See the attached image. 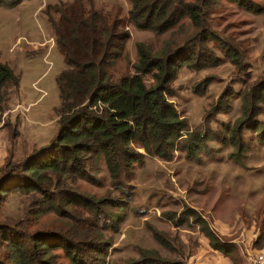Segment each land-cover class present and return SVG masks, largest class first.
Instances as JSON below:
<instances>
[{
  "label": "rangeland",
  "instance_id": "obj_1",
  "mask_svg": "<svg viewBox=\"0 0 264 264\" xmlns=\"http://www.w3.org/2000/svg\"><path fill=\"white\" fill-rule=\"evenodd\" d=\"M57 1L23 0L15 7H0V62L20 74L19 88L9 94L0 118V168L8 161L22 162L56 134V109L60 104L57 76L65 64L44 8ZM95 3L121 8L122 17L130 9L128 0H95ZM211 3L206 25L238 49L241 64L235 66L224 56L221 45L211 41L209 45L220 58L218 64L200 70L183 66L170 82L174 94L169 97L186 117L190 130L208 127L218 138L207 139L209 155L200 154L197 161L177 150L166 161L145 154L143 162L136 163L125 180L127 194L121 198V205L99 209L102 213L98 217L78 207L70 218L53 212L28 214L25 208L35 207V202L11 193L1 204L0 222L25 216L30 232L66 234L80 240L82 249L76 248V256L84 264H149L156 257L166 264L174 261L190 264L199 251L208 252V239L196 222L197 215L235 248L245 243L247 229L253 222L261 230L264 226L263 132L240 123L241 135L236 138L242 147L239 152L236 143L230 144L228 139L230 131L243 118L241 94L264 79V0H247L253 6L251 9L233 0ZM180 25L172 28L176 30L172 35L176 43L184 42L185 34L192 36L196 32L187 18ZM128 30L125 52L129 65L137 60V42L158 51L170 39L168 32L156 34L133 25ZM126 64L118 62L123 69ZM144 80L147 86L154 84L150 75H145ZM196 86L204 92L196 93ZM229 90L233 95L226 99L228 108L212 113L218 98ZM258 118L264 120V114ZM95 166L98 168L93 171L99 183L77 180L76 186L94 200L117 197L105 167L97 162ZM91 246L99 252L90 250ZM52 253L54 264H76L64 249L57 247ZM237 264H240L238 258Z\"/></svg>",
  "mask_w": 264,
  "mask_h": 264
},
{
  "label": "trees",
  "instance_id": "obj_2",
  "mask_svg": "<svg viewBox=\"0 0 264 264\" xmlns=\"http://www.w3.org/2000/svg\"><path fill=\"white\" fill-rule=\"evenodd\" d=\"M22 1L0 0V7H15ZM233 1L247 9L253 7L247 0ZM128 2L130 9L125 17L121 16V8L97 6L95 0H58L45 5L44 13L65 64L57 76V131L49 143L34 149L22 162L8 161L0 168V207L9 194L19 193L26 201L29 197L30 202H35V207L25 208L28 214L53 212L70 218L78 207L98 217L102 213L99 209L121 205V198L127 194L125 180L133 166L143 162L145 154L166 161L177 150L197 161L200 154L209 155L207 139L218 138L208 127L190 130L186 117L169 97L174 94L170 82L183 66L200 70L218 64L220 58L209 45L211 41L221 45L224 56L235 66L241 64L238 49L206 25L208 8L217 0ZM183 18L196 32L192 36L185 34L184 42L176 43L172 37L176 30H172L182 26ZM129 25L156 34L168 32L170 39L158 51L137 42V60L129 65L125 52ZM119 61L127 66L121 68ZM145 75L154 80L152 86L146 85ZM19 84L20 74L0 62V118L5 101ZM195 92L202 94L204 90L196 86ZM232 95V91H224L212 113L226 110V99ZM241 95L243 118L228 139L230 144L236 143L237 152L242 149L236 142L241 135L240 123L249 129H260L264 135V120L258 118L264 114V79ZM96 162L105 167L117 197L94 200L76 186L77 180L99 183L93 171L98 168ZM196 218L210 247L229 255L237 264V257L232 255L233 243L221 238L203 217ZM7 220L0 222V264H54L52 250L57 247L64 249L74 263L84 264L76 256V248L82 249L80 240L66 234L30 232L25 216ZM89 249L99 252L93 246ZM153 260L147 263L166 264L157 257Z\"/></svg>",
  "mask_w": 264,
  "mask_h": 264
},
{
  "label": "crops",
  "instance_id": "obj_3",
  "mask_svg": "<svg viewBox=\"0 0 264 264\" xmlns=\"http://www.w3.org/2000/svg\"><path fill=\"white\" fill-rule=\"evenodd\" d=\"M263 228L264 226L261 227L260 230V228L256 226V222H253L248 227L247 233H249V235H247L245 243H239L240 246H237V248H235L233 252V254H236V257L239 259L240 264H250L251 258L254 256V254L259 251L264 252ZM207 246L208 252L206 253V251H199L200 254H195L190 259V264H234L229 255H225L220 251L214 250L210 247L209 242L207 243Z\"/></svg>",
  "mask_w": 264,
  "mask_h": 264
},
{
  "label": "built area",
  "instance_id": "obj_4",
  "mask_svg": "<svg viewBox=\"0 0 264 264\" xmlns=\"http://www.w3.org/2000/svg\"><path fill=\"white\" fill-rule=\"evenodd\" d=\"M1 121H0V127H1ZM250 264H264V252L259 251L251 258Z\"/></svg>",
  "mask_w": 264,
  "mask_h": 264
}]
</instances>
